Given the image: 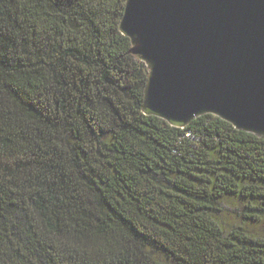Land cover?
Segmentation results:
<instances>
[{"label": "trees", "instance_id": "trees-1", "mask_svg": "<svg viewBox=\"0 0 264 264\" xmlns=\"http://www.w3.org/2000/svg\"><path fill=\"white\" fill-rule=\"evenodd\" d=\"M126 0H0V264H264V136L143 110Z\"/></svg>", "mask_w": 264, "mask_h": 264}, {"label": "water", "instance_id": "water-1", "mask_svg": "<svg viewBox=\"0 0 264 264\" xmlns=\"http://www.w3.org/2000/svg\"><path fill=\"white\" fill-rule=\"evenodd\" d=\"M120 30L149 68L146 114L264 136V0H126Z\"/></svg>", "mask_w": 264, "mask_h": 264}]
</instances>
